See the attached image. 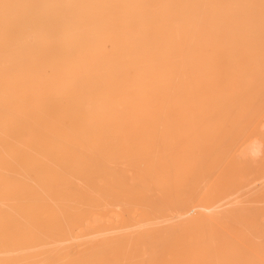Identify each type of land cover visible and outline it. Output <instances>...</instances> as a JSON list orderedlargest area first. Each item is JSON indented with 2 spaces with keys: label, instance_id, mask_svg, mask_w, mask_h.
<instances>
[{
  "label": "bare ground",
  "instance_id": "bare-ground-1",
  "mask_svg": "<svg viewBox=\"0 0 264 264\" xmlns=\"http://www.w3.org/2000/svg\"><path fill=\"white\" fill-rule=\"evenodd\" d=\"M61 18L64 47L116 53L77 56V148L66 135L57 154L0 144V264H209L197 260L228 254L250 227L220 223L214 203L236 191L222 194L221 150L209 148L241 139L238 105L264 115V0H62Z\"/></svg>",
  "mask_w": 264,
  "mask_h": 264
},
{
  "label": "rangeland",
  "instance_id": "rangeland-1",
  "mask_svg": "<svg viewBox=\"0 0 264 264\" xmlns=\"http://www.w3.org/2000/svg\"><path fill=\"white\" fill-rule=\"evenodd\" d=\"M61 15L62 0H0V144L30 145L38 149L39 153L57 154L53 145H60L62 136L66 135L70 139L67 140L68 147L77 148L79 137L76 134L78 110L75 81L81 72L77 56L81 53L116 52H86L64 47ZM102 68L104 71L107 69L106 66ZM247 70L246 66L240 67V73H248ZM261 83L264 88V81ZM243 101L247 102L246 99ZM245 106L238 105L237 115L233 118L234 128H241L238 129L239 133L235 129L241 139L236 141L235 146H227L224 142L219 148H209L221 150L219 165L222 194L226 195L233 189L236 191L229 198L224 197L215 202L214 206L221 202L220 223L227 232L234 231V224L240 223L250 228L256 225L253 228L257 230H254V235L249 233L250 228L242 237L237 234V241L227 244L230 252L221 258L197 260L199 263L264 264V115L257 111L246 114L248 106ZM244 117L248 118L244 120L245 123L241 121ZM11 134L12 139H9ZM88 135L91 141L98 140L96 131L90 130ZM117 136L118 132L112 129L109 142L113 143ZM48 145L51 146L47 147ZM227 151L231 153L226 155ZM244 152L247 155L242 154ZM241 154L244 156H240ZM204 165L211 168L217 164L208 159ZM82 167L89 170L92 164L86 160ZM77 169L74 165V170ZM13 176L16 186L20 187L24 180L23 173L16 170ZM206 179V192L210 195L214 192L213 186L209 184L212 178L207 174ZM4 183L7 184L6 181ZM93 215L99 216V222L104 221L97 208L91 214V217L96 218ZM7 216L8 213L5 218ZM91 228L96 229L97 226L93 225ZM162 260L193 261L160 259L153 262Z\"/></svg>",
  "mask_w": 264,
  "mask_h": 264
}]
</instances>
